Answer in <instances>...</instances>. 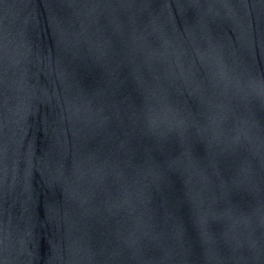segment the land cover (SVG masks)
Here are the masks:
<instances>
[{"label": "water", "instance_id": "1", "mask_svg": "<svg viewBox=\"0 0 264 264\" xmlns=\"http://www.w3.org/2000/svg\"><path fill=\"white\" fill-rule=\"evenodd\" d=\"M0 264H264V0H0Z\"/></svg>", "mask_w": 264, "mask_h": 264}]
</instances>
